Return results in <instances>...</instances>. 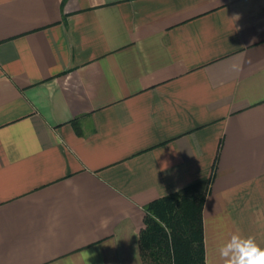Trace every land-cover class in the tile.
I'll return each mask as SVG.
<instances>
[{"label":"crops","instance_id":"0c3cea01","mask_svg":"<svg viewBox=\"0 0 264 264\" xmlns=\"http://www.w3.org/2000/svg\"><path fill=\"white\" fill-rule=\"evenodd\" d=\"M200 182L206 264L264 248V0H0V264H144Z\"/></svg>","mask_w":264,"mask_h":264},{"label":"trees","instance_id":"16d2710c","mask_svg":"<svg viewBox=\"0 0 264 264\" xmlns=\"http://www.w3.org/2000/svg\"><path fill=\"white\" fill-rule=\"evenodd\" d=\"M208 182L162 196L146 205L139 238L144 264H206L204 204Z\"/></svg>","mask_w":264,"mask_h":264},{"label":"clouds","instance_id":"9594fccd","mask_svg":"<svg viewBox=\"0 0 264 264\" xmlns=\"http://www.w3.org/2000/svg\"><path fill=\"white\" fill-rule=\"evenodd\" d=\"M218 253L223 264H264V248L260 247L254 236L245 237L234 233L218 248ZM94 256L95 253L81 251L80 264H89ZM69 264L72 262L69 261Z\"/></svg>","mask_w":264,"mask_h":264}]
</instances>
